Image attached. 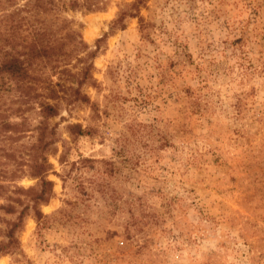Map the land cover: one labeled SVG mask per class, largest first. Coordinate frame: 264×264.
<instances>
[{
	"label": "rangeland",
	"instance_id": "1",
	"mask_svg": "<svg viewBox=\"0 0 264 264\" xmlns=\"http://www.w3.org/2000/svg\"><path fill=\"white\" fill-rule=\"evenodd\" d=\"M135 1L61 14L94 53L91 104L50 119L53 196L0 264H264V0ZM10 100L0 125L21 121ZM69 124L89 134L71 138ZM10 135L7 176L36 133ZM14 217L0 213V228Z\"/></svg>",
	"mask_w": 264,
	"mask_h": 264
},
{
	"label": "trees",
	"instance_id": "2",
	"mask_svg": "<svg viewBox=\"0 0 264 264\" xmlns=\"http://www.w3.org/2000/svg\"><path fill=\"white\" fill-rule=\"evenodd\" d=\"M18 1L0 0V99H11L10 104L16 105L11 107V113L21 121L2 123L0 134L35 132L36 136L27 159H13L19 169L10 176L0 174V213L15 215L13 220H1L5 227L0 228V256L17 254L18 234L26 217L34 218L38 226L45 219L40 207L53 196L48 157L57 154L56 144L61 140L57 125H51L50 119L59 117L64 109L71 111L91 104L83 88L94 86L93 64L85 62L94 53L88 51L81 34L72 28L73 22L61 14L66 10L98 11L106 0H22V5ZM146 2L136 0L131 9L137 11ZM121 19L122 16L117 22ZM31 111L38 116V122L30 129L29 118L24 115ZM66 131L71 138L89 134V130L73 124L67 125ZM13 155L8 153L6 157ZM25 172L38 179L36 190L17 186L9 189L5 185L4 179L20 178Z\"/></svg>",
	"mask_w": 264,
	"mask_h": 264
},
{
	"label": "bare ground",
	"instance_id": "3",
	"mask_svg": "<svg viewBox=\"0 0 264 264\" xmlns=\"http://www.w3.org/2000/svg\"><path fill=\"white\" fill-rule=\"evenodd\" d=\"M92 36H93V33L92 32H87L86 33V39L87 40H90L92 38Z\"/></svg>",
	"mask_w": 264,
	"mask_h": 264
}]
</instances>
